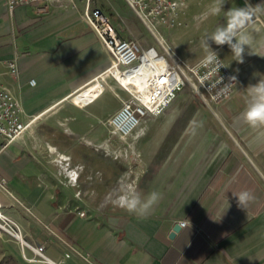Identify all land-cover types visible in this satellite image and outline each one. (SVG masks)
Returning <instances> with one entry per match:
<instances>
[{
  "label": "crops",
  "instance_id": "1",
  "mask_svg": "<svg viewBox=\"0 0 264 264\" xmlns=\"http://www.w3.org/2000/svg\"><path fill=\"white\" fill-rule=\"evenodd\" d=\"M191 1L203 14L212 3L187 4ZM101 2L90 0L92 7L110 9L103 10L123 37L144 42L130 18L143 22L123 6L125 0ZM247 3L264 5V0ZM86 4L62 0L9 9L7 0H0V82L20 101L22 121L30 123L0 154L2 211L19 224L23 239L43 246L55 264H264V144L233 142L238 131L234 127L175 129L172 125L182 114L168 112L172 105L145 119L132 137L134 150L142 153L135 186L143 195L152 190L162 195L151 215L142 219L115 205L92 206L97 193L87 185H110L117 179L111 159L94 142L103 136L104 148L111 147L105 139L107 130L112 131L106 120L128 96L113 78L102 94L94 87L112 58L83 18ZM235 6H246V0H226L224 11ZM208 23L216 27L226 24V18L221 14ZM163 31L188 62L206 55L198 44L186 48L183 32ZM246 31L261 56L248 55L246 47L242 64L233 60L228 45L211 43L238 79L232 97L216 105L222 110L219 120H233L234 114L223 109L234 108L242 86L247 89L264 77V11ZM14 60L18 76L8 67ZM208 118L195 113L189 122ZM165 132L173 133L172 138L143 144L149 135ZM194 135L205 138L196 143ZM96 171L99 177L94 179L91 173ZM242 191L255 196L246 208L233 195ZM106 199L109 202L111 195ZM180 221L188 225H180L170 237ZM33 256L31 248H22L18 239L0 229V264H54L27 259Z\"/></svg>",
  "mask_w": 264,
  "mask_h": 264
},
{
  "label": "built area",
  "instance_id": "2",
  "mask_svg": "<svg viewBox=\"0 0 264 264\" xmlns=\"http://www.w3.org/2000/svg\"><path fill=\"white\" fill-rule=\"evenodd\" d=\"M61 1L7 0V5L9 9H13L18 5H49ZM189 1L125 0L155 36L159 27L174 25L182 6ZM83 18L112 58L108 69L93 81L94 87L102 94L108 88V78H113L130 94L106 121L112 131L122 137L133 135L148 117L163 114L188 85L205 101L216 105L228 101L236 89L238 79L231 81V77L237 76L229 67H221L220 72L214 71V66L202 64L204 57L190 63L164 42H161L164 50L162 53L155 46L145 47L139 40L123 37L111 17L101 7H92L90 0H87ZM218 55L223 60L222 63L227 65L222 56ZM8 67L13 75L18 76L19 67L15 60L9 62ZM126 74L135 78L137 89L126 88L121 79ZM30 83L34 85L36 80L31 79ZM22 111L20 101L0 82V154L28 129L30 123L22 121ZM73 177L77 180L78 175L75 173ZM80 214L85 216L86 212L82 211ZM180 225L187 226L188 222L180 221ZM0 229L18 239L22 248L32 249L34 256L27 257L28 260L54 263L46 255L43 246H32L23 239L19 224L2 211L1 205ZM66 256L69 257L70 254Z\"/></svg>",
  "mask_w": 264,
  "mask_h": 264
},
{
  "label": "rangeland",
  "instance_id": "3",
  "mask_svg": "<svg viewBox=\"0 0 264 264\" xmlns=\"http://www.w3.org/2000/svg\"><path fill=\"white\" fill-rule=\"evenodd\" d=\"M95 1L99 4L102 3L101 0ZM113 2L117 3L120 2V0H113ZM123 6L127 8V3L125 4L123 2ZM102 7L103 9H106L104 6ZM106 11L110 13V9L107 8ZM203 11L204 10H202L197 5L195 6L194 2L192 1L188 4L186 3L179 11L174 25L165 28L168 29V32L171 31L172 33L183 32V35H181L184 43L183 45L186 48H190L194 43L201 46V41L205 36V31H207V33H210L215 29L214 23H208L214 18V16L203 14ZM130 19V22H133V24L137 26V30L144 41L141 43L145 47L155 45L157 49H160L162 46L161 42H164L168 48H171L176 53H178L173 44L170 42L169 35L163 31L164 26L159 27L158 31L155 32L157 33V38L145 24L140 22V20H138L137 18L134 19L132 17ZM209 43L211 44L213 42L210 41ZM160 51L164 53V50L162 48ZM243 69H246V65L242 68V70ZM129 95V92L127 91V96L129 97ZM247 101L248 96L246 87L242 86L235 95L234 108L229 107L223 109L224 112L233 113L234 119L230 121H226L224 119L219 120L218 117H221L220 113L222 110H220V108H218L216 104H213L210 101L206 102L188 85L185 88V91L174 101L172 106L168 109V112L176 110L182 114V116H180V118L177 119L172 125V127L175 129L191 127L194 129V131L202 128H218L226 130L234 127L238 131L236 133L237 135H235V138L232 139L233 142L241 145H245L249 141H255L257 144H264V126L252 128L245 121ZM195 113H203L204 117H210V119L208 118V120L198 121L191 120L189 122V118L193 117ZM153 134L145 138L143 142L144 145H148L151 142L157 141L158 139H160L159 141L162 143L161 140L164 141L166 139H171V134L173 133L165 132L164 134L166 135L160 137ZM193 134L197 133L194 132ZM132 137L133 135L122 137L108 129L105 139L108 143L111 144V147L109 149H105L101 142L104 140L103 136L96 137L94 145L100 151V153L107 154V157L111 159V162L113 164L112 169L117 172V179L116 181L111 182L110 185H104L102 183L87 185L88 190L95 189L97 193L96 198L92 201V206L96 208L104 207L106 204H108L106 205L107 208L113 206L114 204L112 203V200L115 199V197L119 194L122 186L128 183L136 185V178L140 174V171L136 168V164L137 162L142 160V153L134 150L132 145L135 140ZM192 138L193 142L200 143L205 137L194 135L192 136ZM91 177L94 179L98 178V171L91 173ZM107 195H111V199L109 202L106 199Z\"/></svg>",
  "mask_w": 264,
  "mask_h": 264
},
{
  "label": "clouds",
  "instance_id": "4",
  "mask_svg": "<svg viewBox=\"0 0 264 264\" xmlns=\"http://www.w3.org/2000/svg\"><path fill=\"white\" fill-rule=\"evenodd\" d=\"M225 3L226 0H212V3L208 6L206 15L220 16L223 14V17L226 18V24H218L214 31L206 33L201 41V46L206 53L202 64L214 66L213 70L219 72L221 67H228V65L222 63L223 60L219 58L218 53L213 50L209 42L211 41L217 46L228 45L234 57L233 60L241 64L244 63L246 47L248 55H260L256 51L252 36L246 31V25L258 12L264 11V5L252 6L247 3V0L244 7L235 6L228 11H224ZM260 46L264 47V43ZM230 79L235 82L237 78L233 76ZM246 91L248 96L245 112L246 123L252 128L264 126V77L254 85L249 84ZM233 195L238 197V204L242 208H246L255 199L251 191H242L233 193ZM161 198V193L156 190L143 195L134 184L128 183L122 186L112 203L126 210L129 214L143 219L151 215Z\"/></svg>",
  "mask_w": 264,
  "mask_h": 264
},
{
  "label": "bare ground",
  "instance_id": "5",
  "mask_svg": "<svg viewBox=\"0 0 264 264\" xmlns=\"http://www.w3.org/2000/svg\"><path fill=\"white\" fill-rule=\"evenodd\" d=\"M121 79L124 82L127 89L133 90V88H136V89L138 88L134 80L135 78H132L131 75L126 74L125 76L121 77Z\"/></svg>",
  "mask_w": 264,
  "mask_h": 264
},
{
  "label": "water",
  "instance_id": "6",
  "mask_svg": "<svg viewBox=\"0 0 264 264\" xmlns=\"http://www.w3.org/2000/svg\"><path fill=\"white\" fill-rule=\"evenodd\" d=\"M180 229H181V226H180L179 223H177V224L174 226L173 231H172L170 237L173 238V237L175 236V234H176Z\"/></svg>",
  "mask_w": 264,
  "mask_h": 264
}]
</instances>
